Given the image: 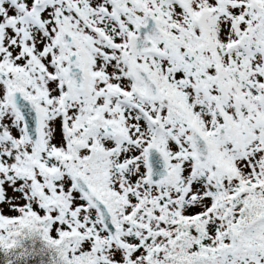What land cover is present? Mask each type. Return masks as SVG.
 I'll use <instances>...</instances> for the list:
<instances>
[{"label": "snow or ice", "instance_id": "6c2138e0", "mask_svg": "<svg viewBox=\"0 0 264 264\" xmlns=\"http://www.w3.org/2000/svg\"><path fill=\"white\" fill-rule=\"evenodd\" d=\"M0 264H264V0H0Z\"/></svg>", "mask_w": 264, "mask_h": 264}]
</instances>
